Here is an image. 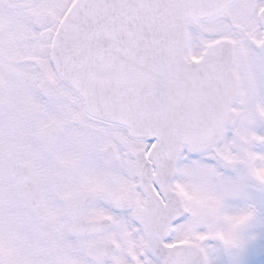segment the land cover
<instances>
[{"label":"snow or ice","instance_id":"obj_1","mask_svg":"<svg viewBox=\"0 0 264 264\" xmlns=\"http://www.w3.org/2000/svg\"><path fill=\"white\" fill-rule=\"evenodd\" d=\"M0 264H264V0H0Z\"/></svg>","mask_w":264,"mask_h":264}]
</instances>
